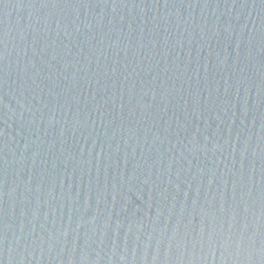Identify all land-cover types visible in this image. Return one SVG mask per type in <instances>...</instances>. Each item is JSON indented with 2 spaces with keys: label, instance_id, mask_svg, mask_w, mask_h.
<instances>
[{
  "label": "water",
  "instance_id": "95a60500",
  "mask_svg": "<svg viewBox=\"0 0 264 264\" xmlns=\"http://www.w3.org/2000/svg\"><path fill=\"white\" fill-rule=\"evenodd\" d=\"M264 0H0V264H135Z\"/></svg>",
  "mask_w": 264,
  "mask_h": 264
}]
</instances>
